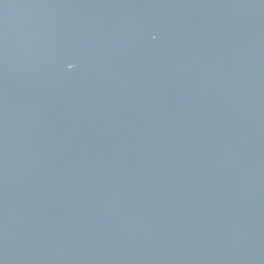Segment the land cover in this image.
Masks as SVG:
<instances>
[{
    "label": "water",
    "instance_id": "95a60500",
    "mask_svg": "<svg viewBox=\"0 0 264 264\" xmlns=\"http://www.w3.org/2000/svg\"><path fill=\"white\" fill-rule=\"evenodd\" d=\"M0 264H264V0H0Z\"/></svg>",
    "mask_w": 264,
    "mask_h": 264
}]
</instances>
